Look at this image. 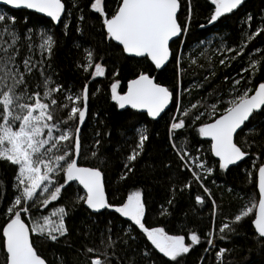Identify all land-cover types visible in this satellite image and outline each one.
Here are the masks:
<instances>
[{
  "label": "snow or ice",
  "instance_id": "6c2138e0",
  "mask_svg": "<svg viewBox=\"0 0 264 264\" xmlns=\"http://www.w3.org/2000/svg\"><path fill=\"white\" fill-rule=\"evenodd\" d=\"M114 4L109 12L106 0H88L87 8L81 6L80 0H71L66 11L63 0H0V163L13 172V194L6 205L0 204V264H68L60 254H54L52 259L41 255L40 248L66 240L67 219L78 210L88 213L86 240L99 244L77 249L75 259L84 256L89 264H186L187 255L202 242L196 231L188 236V244L185 234H170L163 226L147 223L143 190L129 192L119 203L111 202L106 195L105 170L111 156L101 151L99 130L87 147L82 133L89 115V84L79 91L67 89L55 79L58 73L52 64L60 39L73 31L83 37L85 25L88 35L99 37V44L86 49L78 67L92 80L105 77L104 56L97 62V49L103 45L105 55L117 54L140 66L133 69L125 92L118 91L119 80L110 84L114 106L133 110L131 114H139L146 123L168 117L165 134L176 159L175 172L171 164L165 165L170 179L175 181L170 184L168 206L174 207L177 195L186 190L191 197L195 183L202 189L195 195V205L208 210L214 224L217 215L223 213V204L206 181L213 177L210 183L215 184L216 175L251 166L245 179L258 186V193L248 195L233 216L223 217L218 232L214 226L205 233L204 251L215 250L217 238L228 241L239 234L235 226L245 218L254 226L253 239L264 247V81L252 85V79L264 66V48L250 49L245 57L248 42L264 34V11L259 20L251 13L241 20L247 27L240 30L237 47L228 45L223 37L217 46L221 53L235 52L236 57L246 58L247 67L241 70L249 73L245 86L241 87L244 77L238 74L240 78L233 77L227 89L209 90L196 102L185 103L181 84L186 69L181 46L186 45L191 28L192 0H186L183 22L178 15L181 0H114ZM244 4L245 0H210L214 10L207 24H215ZM12 10H31L50 20L38 35L35 26L21 32ZM56 26L61 29L60 37L53 31ZM83 46V41L77 44V48ZM236 57H225L219 63L228 67V60ZM208 63L211 65L210 59ZM170 64L177 78L172 88L151 74L166 70ZM196 64L197 60L190 57L189 66ZM111 75L119 76L120 70L113 66ZM210 75L214 76L215 71ZM228 81L225 76L224 82ZM99 91L97 88L94 93ZM170 105L175 110L171 115ZM189 130L207 147H190L185 135ZM104 135L110 138L111 132ZM151 138L146 126L133 129L131 151L123 154L119 180L127 181L135 173L136 162ZM84 160H94L95 164H85ZM8 188L0 179V201ZM57 201L60 203L54 204ZM161 214L170 212L164 209ZM232 250L219 247L214 253L216 264H224L225 255ZM200 264H204L203 258Z\"/></svg>",
  "mask_w": 264,
  "mask_h": 264
},
{
  "label": "trees",
  "instance_id": "16d2710c",
  "mask_svg": "<svg viewBox=\"0 0 264 264\" xmlns=\"http://www.w3.org/2000/svg\"><path fill=\"white\" fill-rule=\"evenodd\" d=\"M66 4V11L71 7V0H63ZM81 6L87 8L88 0H80ZM106 11H111L114 7V0H106ZM193 19L190 31L186 37V45L181 46L183 52V65L186 71L182 75L181 90L184 91L185 103L189 100L196 102L201 97L205 96L209 90L227 89L232 83V78H240L238 74H242L241 87L245 86L248 72L241 73V70L247 67L246 58L236 57V53H221L217 46L221 43V37L224 38L228 45L237 47L239 44V33L242 27L241 20L246 14H253L257 20L260 19L259 14L264 11V0H247L245 4L234 14L224 17L215 25L206 27L207 18L214 6L210 5V0H192ZM16 16V25L21 32L26 27L35 26L37 35L40 31L45 30L48 25V20L43 17L26 11H12ZM186 15V0H181V9L179 16L181 22ZM27 20V24L24 21ZM94 23V21H89ZM205 25L201 28L200 25ZM98 27V26H97ZM256 25L252 26L254 30ZM85 35L80 37L76 32H72L69 36L60 39V46L56 49L55 55L52 58L53 68L58 75L55 77L57 82L64 85L67 89L79 91L85 83L89 84L90 101L89 115L82 128V133L85 141V147L91 143L94 133L99 130L101 132L100 139L102 140L101 151L110 154L111 162L105 170V187L106 195L113 203H119V200L126 199L129 192L135 190H143L147 199L148 211L146 221L149 224L163 226L170 234H185L186 243L190 244L188 236L192 231H196L201 236V244L195 246L187 255L186 264H200L203 258L204 264H216L215 251L219 247L233 249L224 257V264H264V247L258 246L253 239L255 233L248 218H245L240 225H236L238 233L233 235L228 241H220L218 238L214 240L217 248L211 252H205L206 247L205 233L210 231L215 226L218 232L223 217L233 216L237 209L247 200L248 195L256 192V186L245 179V172L250 170L251 166L242 167L239 170H232L228 174L220 173L214 178L215 184L210 183L213 177H209L206 181L209 188L213 190L214 195L218 198V202L222 200L223 213L218 214L213 224L211 214L208 210L195 205V195L202 193L195 183L191 189V197L188 191L183 195H177L178 203L174 207L167 205V199L170 197V184L174 185L175 181L170 179L169 171L165 167L166 164H171L173 172L176 170V159L171 151L169 142L166 138V122L168 117L158 119L157 121L145 122L143 118L137 115H132L133 110H119L114 106V102L110 100V84L114 80L120 81L119 92L126 91L127 82L133 77V69L139 68V65L126 62L120 59L117 54L105 55L106 50L103 45L97 49V62H100L99 57L104 56L102 61L106 65L105 77H97L92 80L86 73L83 72L78 65L81 64L87 48H96L99 44L97 35H88V28L85 25ZM53 31L57 37L61 36L59 26L54 27ZM93 33L96 28L91 29ZM83 41V47L77 48V44ZM203 41V43H199ZM175 51L177 46L172 45ZM256 48H264V34L255 37L248 42L245 48V57L249 54V50ZM186 49V50H185ZM203 51V54H202ZM253 58H256L255 51L251 52ZM197 60L196 65L189 66V58ZM225 57H236L229 59L230 66L225 67L219 63L220 59ZM211 60L209 65L208 60ZM199 65H203L200 67ZM113 66L120 70V75L113 77L111 75ZM94 70V69H93ZM147 72L148 68H144ZM215 71V75L210 73ZM152 75L157 77L158 82L172 88L176 84V76L171 64L166 70L159 73L152 72ZM205 76H209L206 81ZM228 76L229 81L224 82V77ZM264 81V66L252 79V85L255 86L259 82ZM198 83L204 85L203 88L193 87ZM99 88L98 93L94 90ZM191 88V92L188 89ZM59 96V94H57ZM62 99V97H60ZM175 110L170 108L169 114H174ZM99 114L98 116L96 114ZM103 123H98V121ZM147 127L152 138L146 144V150L138 159L135 165V173L130 176L127 181L118 179L121 164L124 160L125 153L131 151L132 147V132L136 127ZM111 132V137H106L104 133ZM190 140V147L204 149L207 145L203 144L202 138L192 134L191 130L185 133ZM180 142L177 141V144ZM201 155H204L203 151ZM213 159V158H211ZM85 164H95L94 160H84ZM0 179L9 185L8 191L4 195L0 204L6 205L9 198L12 196L11 184L13 181V172L10 168H6L3 163H0ZM223 189V191H220ZM257 193V192H256ZM243 197L244 199H240ZM258 200V196L256 197ZM57 201L54 204H59ZM52 207V205H50ZM167 209L169 214H161L162 210ZM255 211V209H254ZM3 222V217H0V223ZM226 222V221H225ZM88 213L84 210L75 211L67 219L69 228V236L62 238L61 243L56 245L41 246L40 254L53 258L54 254H60L65 257L68 264H89L84 256H80L76 260L77 249L83 250L85 245L99 247L98 242L92 243L86 240L84 233L86 232V224H88ZM91 256L92 254H88Z\"/></svg>",
  "mask_w": 264,
  "mask_h": 264
},
{
  "label": "water",
  "instance_id": "95a60500",
  "mask_svg": "<svg viewBox=\"0 0 264 264\" xmlns=\"http://www.w3.org/2000/svg\"><path fill=\"white\" fill-rule=\"evenodd\" d=\"M247 0H245V2H246ZM214 10V9H213ZM239 10V9H238ZM238 10H236V11H234V13H236ZM12 11H26V12H29V13H32V14H35V15H37V16H40V17H43L44 19H46V20H50V18H47V17H45V16H43V14H38V13H35V12H33V11H31V10H12ZM180 13V12H179ZM179 13H178V15H179ZM234 13H232V14H234ZM232 14H227L225 17H228V16H230V15H232ZM222 18H224V17H222ZM222 18H220V20L222 19ZM218 22V21H217ZM216 22V23H217ZM215 23V24H216ZM215 24H213V25H215ZM213 25H206V27H211V26H213ZM57 27V26H56ZM126 90H127V86H126ZM170 108H171V105H170ZM213 159H215V158H213ZM257 180H258V174H257ZM256 192L258 193V186H256ZM257 203H258V200H257ZM256 211V210H255ZM252 226V228H253V231H254V226L253 225H251Z\"/></svg>",
  "mask_w": 264,
  "mask_h": 264
},
{
  "label": "rangeland",
  "instance_id": "374dc122",
  "mask_svg": "<svg viewBox=\"0 0 264 264\" xmlns=\"http://www.w3.org/2000/svg\"><path fill=\"white\" fill-rule=\"evenodd\" d=\"M55 203V202H54ZM49 208H51V206H49Z\"/></svg>",
  "mask_w": 264,
  "mask_h": 264
}]
</instances>
